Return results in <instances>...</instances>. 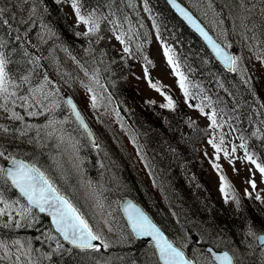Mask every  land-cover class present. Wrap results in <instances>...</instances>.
Returning a JSON list of instances; mask_svg holds the SVG:
<instances>
[{"label":"trees","instance_id":"16d2710c","mask_svg":"<svg viewBox=\"0 0 264 264\" xmlns=\"http://www.w3.org/2000/svg\"><path fill=\"white\" fill-rule=\"evenodd\" d=\"M24 1L0 0V9H3L0 14V53L7 61L5 67L7 79L23 92L29 87L40 85L46 77V68L38 57L39 50L43 51L41 43L36 45L32 41V31L40 36L41 42L42 38L45 39L43 42L44 45H48L47 47L64 49L69 53L81 47L85 39L84 34L78 31L71 15L64 9V0H29L33 2L31 6L23 3ZM69 1L72 4V0ZM144 2L154 20L161 41L171 48L178 68L184 75L185 88H181V100L168 86L160 82L156 84L166 97L165 103L146 99L130 87L127 74L131 72L135 58L144 61L149 72L152 67L146 59L147 45L151 40L150 31L136 7L127 0H76L81 15H93L100 20L103 33L106 30L114 31L122 28L124 34L130 29L138 36L136 40L131 37V45L127 44L132 58L117 56L118 52L115 53L114 47L111 49L114 56L108 55L100 45H96L91 51L96 60L101 58V55L106 58L105 68L109 70L113 79L116 94L130 107L131 118L135 124L132 137L143 154L153 182L167 201L170 216L163 218L165 222H171L170 219L173 218L177 224L183 226L181 221H185L186 218L188 221L183 222L185 225L189 224L190 219H197L200 225L206 228L204 232L208 229L215 230L219 235L232 238L239 243L244 242L245 238L250 236L248 234L250 231L251 233L264 231V203L244 205L240 212L229 204L230 199L218 200L207 179V165L199 156V145L212 131L211 116L215 113V122L228 120L238 137L243 139L252 157L264 166L262 95L256 92L255 82L252 90L243 83L236 71H226L203 41L185 26L165 0H144ZM250 18L260 41L261 53L264 54V20L255 15H251ZM228 33L230 38L234 39L236 36L234 30H229ZM232 50L237 52L236 49L232 48ZM169 97L174 107H162L169 102ZM194 112L207 114L211 121L210 125L204 126L200 119L194 117ZM68 114L75 126L80 129L83 141L87 142L85 148L87 154L83 150L82 154L80 152V155L85 157L87 173L99 184L94 175L97 157L93 145L70 111ZM2 120L0 116V122ZM0 153H3L0 156V168H3L4 163L11 156H23L39 166L65 193L62 185L48 169L52 157L51 154L47 155L44 152L43 147L39 149L38 144L33 141L19 138L10 140L7 146L0 141ZM125 173L123 172V175ZM128 182L129 189L123 188L122 185L116 186L111 180L106 182L107 190L102 193L107 195L102 194L101 197L105 204H108L106 197L111 198L108 205L110 219L113 225L115 221L119 227H122L123 234L127 237V247L113 250L104 246L84 250L63 245L65 247L54 251L40 240V234L34 228L0 226V242H4L5 249L18 242L25 245L22 249L25 252L26 248L28 253L22 255L17 252L14 258L7 256L8 260L0 259L2 260L0 264H30V258L39 261V264H160L156 260L153 247L132 236L120 213L118 198L124 193L133 194L150 210V206L143 198L135 194L136 186L132 179ZM0 197L24 202L4 174H0ZM154 216L166 229L161 221L162 218L155 214ZM35 217L39 219L36 222L37 226L51 228L47 217L37 213ZM205 240L211 241L210 236ZM187 253L191 256L189 251ZM246 258L247 264H251L252 257L249 255ZM238 264L243 263L240 260Z\"/></svg>","mask_w":264,"mask_h":264},{"label":"rangeland","instance_id":"374dc122","mask_svg":"<svg viewBox=\"0 0 264 264\" xmlns=\"http://www.w3.org/2000/svg\"><path fill=\"white\" fill-rule=\"evenodd\" d=\"M64 1V9L71 15L78 31L85 36L83 44L71 53L60 48L55 50L44 45V38L41 42L40 36L38 37L34 31L31 32L32 41L36 45L41 43V50L44 51L39 50L38 57L46 68V77L40 85L29 87L25 92L19 90L16 85L13 86L7 79V92L0 94V116L3 119L0 122V141L7 146L10 140L24 138L38 144L39 149L43 147L47 155L51 154L52 161L47 168L52 176L82 209L103 242L113 250L127 247L128 242L122 227H119L115 221L113 225L108 207L111 198L106 197L108 204H105L101 197L106 193L102 192L107 190L106 182L110 180L116 186L122 185L123 188L129 189L128 181L132 179L136 186L135 194L143 198L150 206L152 213L162 218L160 219L163 225L176 243L189 250L198 264H215L205 252L204 242L196 237L198 234H202L204 239L210 236L214 244L229 248L243 264L248 263L246 257L249 255L253 258L251 264H264V245H255L256 233L254 232L250 233L244 242L239 243L232 238L217 234L215 230L208 229L204 232L206 228L202 227L197 219L195 220L199 224L194 219H190L189 224L185 225L183 222L188 221L186 218L185 221H181L183 226L177 224L173 218L170 219L171 222H165L163 218L170 216L167 201L150 179L143 154L132 138L135 124L131 118L130 107L122 104L114 92L113 79L109 70L105 68L106 58L101 55V58L96 60L91 51L96 45H100V48L108 55L114 56L111 51L114 47L115 53L118 52L117 56L131 57V52L129 50L126 52L124 49L128 48L127 44L131 45V37L136 40V32L127 29L124 34V30L118 28L114 31L106 30L103 33L100 23L97 31L88 32L91 25L79 20L70 1ZM127 1L137 8L139 15L144 19V24L152 30V41L147 47L146 59L153 66V74L178 93L179 77L165 59L164 48L157 39L151 15L144 0ZM182 1L225 45L229 47L231 40L236 43L235 71L247 82L251 83L253 80L256 83V92L262 95L264 106V54L261 53L260 41L250 22L251 15L264 20V0ZM23 3L30 6L33 4L29 0ZM20 8L24 11L22 6ZM82 16L89 17V15ZM229 30H235L234 39L230 38ZM86 32H88L87 35H85ZM118 36L121 39H117ZM169 55L172 56L171 50ZM131 68L133 74L128 76L131 89L134 88L146 99L164 103L165 98L160 91L148 82L144 64L137 60L135 67ZM89 88L92 89L91 92ZM68 92L79 103L97 136V145L93 146L97 157L94 175L99 184L87 173L85 157L80 155L83 151L87 154L85 149L87 142L83 141L80 129L75 126L68 114L70 109L64 101ZM93 95L96 96L95 107L92 102ZM17 116L21 118L17 119ZM196 116L202 120L204 126H209L208 117L205 114H196ZM199 148L200 156L208 167V180L217 199L223 201L227 194V199H230L229 204L234 207L239 205L241 209L244 205L259 204L260 200L264 201V174L259 171L256 164L247 159L250 155L243 139L236 135L227 121L222 124L215 122L212 125V131L200 143ZM123 172L127 175L126 173L123 175ZM222 175L225 176L226 181H221ZM252 182H255V188L252 187ZM222 183L229 185L230 188L226 187L222 192ZM112 192L114 194V190ZM257 196L260 199H257ZM35 214L36 211L25 202L0 198V226L34 228L40 233L44 244H49L54 251L60 250L58 246L60 237L52 228L37 226L36 222L39 219L35 217ZM24 246L16 242L5 249L4 242H0V259L8 260L7 256L14 258L17 252L22 255L28 254L26 248L25 252L23 251ZM27 258L29 260V257ZM258 261L261 262L258 263ZM30 264H39V261L30 258Z\"/></svg>","mask_w":264,"mask_h":264},{"label":"snow or ice","instance_id":"6c2138e0","mask_svg":"<svg viewBox=\"0 0 264 264\" xmlns=\"http://www.w3.org/2000/svg\"><path fill=\"white\" fill-rule=\"evenodd\" d=\"M175 4V0H172ZM72 6L76 9V14L79 20L83 21L85 24H90L88 32H95L99 28V21L95 16L89 15L88 18H85L80 14V9L77 6L76 0H72ZM182 16H184L190 23L196 27L204 38L211 44L213 50L216 54L226 62L234 65L236 63V57L229 56L218 44L214 41L198 24L193 20L191 15L181 8L179 5H175ZM3 9H0V14H2ZM85 33V35L88 34ZM121 39V37H117ZM123 42V41H121ZM126 52L129 50L127 47L124 49ZM169 49L165 48V55L168 56L169 64H172L174 68L177 65L173 61V57L169 55ZM7 61L4 59L2 53H0V94L7 92V72L5 70ZM235 70V69H233ZM177 75L181 77L180 86L185 88L184 77L182 73L177 72ZM156 87L155 84L152 85ZM92 89L89 88V92ZM185 95L187 96V90L185 89ZM169 102L162 107L173 108L174 104L171 101V98H168ZM93 107H95L96 96H92ZM68 104L71 105L72 111L77 120H80L83 123V119L79 111L76 110V105L72 103L71 100L68 101ZM203 111V109H201ZM34 114V113H33ZM15 116V114H13ZM20 119L21 117H16ZM211 119L213 124H215V113L212 114ZM84 127H87L85 124ZM243 147V145H241ZM219 151V148L217 149ZM234 150V149H233ZM3 153H0L2 156ZM227 155V153H225ZM247 159L251 160L253 164H256V167L259 171L264 174V166L258 164L251 156H248ZM12 167L7 168L6 170L0 168V174H5L11 179L12 183L17 187L21 194L27 197L30 204L35 205L39 208L41 212L49 211L53 217V221L57 229L63 234L66 240H70L73 245H76L82 249H98L99 245L93 244V241L101 240V237L97 235L93 229L89 226L88 221L85 219L84 215L81 213L79 208L69 199L67 196L63 195L60 190L56 187L51 179L35 165H29L23 161L16 159L12 160ZM218 167V166H216ZM221 181H224L223 176L220 177ZM229 187L222 183L221 191L224 192L225 188ZM252 187L255 188V182H252ZM227 200V194H226ZM260 199L259 196L256 197ZM238 202V201H237ZM125 212L127 214L128 221L131 225L132 231L136 236H149L155 240V247L158 249L159 258L164 262V264H193L191 260L185 259V253L179 248L174 247L172 242H170L160 230V228L153 223L150 217L136 204L131 201L127 202L125 206ZM262 243H264V237L259 238ZM107 247V245H104ZM217 260L221 261V264H232V257L228 253H224L221 256L215 257Z\"/></svg>","mask_w":264,"mask_h":264},{"label":"water","instance_id":"95a60500","mask_svg":"<svg viewBox=\"0 0 264 264\" xmlns=\"http://www.w3.org/2000/svg\"><path fill=\"white\" fill-rule=\"evenodd\" d=\"M167 2H168V4L170 5V7L176 12V14L178 15V16H180L183 20H184V22L196 33V34H198L203 40H204V42L207 44V46L209 47V49L211 50V52H212V54H214L215 55V57L219 60V62L221 63V64H223V66L227 69V70H232L233 69V67H234V65H232V64H230V63H228V62H226L225 60H223V59H221L217 54H216V52L213 50V48H212V46H211V44H209V42L204 38V36L201 34V32L196 28V27H194L193 26V24L192 23H190L184 16H182L181 14H180V12L178 11V9H177V7L175 6V5H179L181 8H183V9H185V11H187L190 15H191V17L193 18V20L196 22V24H198L199 25V27L200 28H202L214 41H216L218 44H220V46H221V48L226 52V53H228V55L229 56H233L234 57V55L230 52V50H228L220 41H218L215 37H214V35L206 28V26L200 21V19L197 17V16H195L183 3H181L179 0H175V4H173V2H172V0H166ZM65 100H66V102H67V104H68V101L69 100H71L72 101V103L73 104H75L76 105V110L77 111H79L80 112V114H81V117H82V119H83V123H81V121L80 120H78V122L81 124V126L84 128V130L86 131V133L88 134V136H89V138L91 139V141L92 142H96V138H95V135H94V132H93V130H92V128H91V126H90V124H89V122H88V120L86 119V117H85V115L82 113V111L80 110V108H79V106H78V104L76 103V101L74 100V98L71 96V95H67L66 96V98H65ZM69 105V104H68ZM69 107L71 108V105H69ZM71 110H72V108H71ZM73 112V111H72ZM74 114V113H73ZM75 116V115H74ZM76 118V117H75ZM87 125V127H84V125ZM13 159H16V160H19V161H23L24 163H26V164H29V165H33L30 161H28V160H26V159H24V158H22V157H19V156H14V157H12L6 164H5V166H4V169L6 170L7 168H9V167H12V160ZM36 167V166H35ZM6 177H7V179L10 181V183L13 185V187L21 194V192H20V190L17 188V187H15V185L12 183V181H11V179L6 175V173L4 174ZM22 195V194H21ZM24 198H25V200L29 203V201H28V199H27V197H25L24 195H22ZM129 201H131L132 203H134V204H136L138 207H140L149 217H150V219L153 221V223H155L159 228H160V230L163 232V234H164V236L171 242V240L169 239V237H168V235L166 234V232L151 218V216L145 211V209L138 203V202H136L132 197H130V196H123V197H121V199H120V207H121V210H122V213H123V215H124V217L127 219V222H128V225H129V227H130V229L132 230V228H131V225H130V223H129V221H128V218H127V214H126V212H125V206H126V204H127V202H129ZM30 204V203H29ZM30 205H32V204H30ZM32 206H34V207H36V208H38L37 206H35V205H32ZM38 210H39V208H38ZM40 211V210H39ZM40 213H42V214H44V215H46V216H48V218L50 219V221H51V223L53 224V226H54V228H55V230L57 231V232H59V234L62 236V238H64V236H63V234L57 229V227H56V225H55V223H54V221H53V217H52V215H51V213L49 212V211H44V212H41L40 211ZM133 232V231H132ZM134 233V232H133ZM134 235H135V233H134ZM136 236V235H135ZM137 238H139V239H142V240H144V241H146V242H150V243H152L153 245H154V247H155V240H153L152 239V237H149V236H140V237H138V236H136ZM261 237H264V235H260L259 236V238H261ZM65 239V238H64ZM66 240V239H65ZM67 242H69L70 244H72L71 243V241L70 240H66ZM260 243H262L261 242V240L259 241ZM99 242L98 241H93V244H95V245H97ZM173 244V243H172ZM73 245V244H72ZM74 246H76V245H74ZM173 246L174 247H176V245H174L173 244ZM77 247V246H76ZM178 248V247H177ZM155 249H156V254H157V256H158V259H159V261L162 263V264H164V262L162 261V260H160V258H159V252H158V249L155 247ZM208 249L211 251V253H212V255H213V257L215 258L216 256H221V255H223L224 253H228V255L230 256V257H232V255L228 252V251H222V252H216L212 247H208ZM181 250V249H180ZM182 251V250H181ZM185 259H187V260H190L186 255H185ZM215 260L217 261V263L218 264H221V261H219V260H217L216 258H215ZM192 261V260H191ZM193 262V261H192ZM193 264H195L194 262H193ZM232 264H234V261H233V257H232Z\"/></svg>","mask_w":264,"mask_h":264},{"label":"bare ground","instance_id":"6f19581e","mask_svg":"<svg viewBox=\"0 0 264 264\" xmlns=\"http://www.w3.org/2000/svg\"><path fill=\"white\" fill-rule=\"evenodd\" d=\"M194 12V11H193ZM195 13V12H194ZM223 18V17H222ZM227 24V23H226ZM235 31V30H234ZM240 32V31H239ZM197 36L203 41V43L205 44V46L207 47V49L211 52V50L209 49V47L207 46V44L204 42V40L197 34ZM39 37V36H38ZM54 47H55V45H53ZM229 47L230 48H233V49H235L236 48V43H234L232 40H231V44L229 45ZM56 48V47H55ZM56 50V49H55ZM212 53V52H211ZM213 55V57L218 61V63L226 70V71H228V72H231V71H229V70H227L224 66H223V64H221L220 62H219V60L215 57V55L214 54H212ZM198 57V56H197ZM70 64V63H69ZM109 64V63H108ZM236 73L238 74V76H240V78H241V80L243 81V83L248 87V88H252V90H253V84H254V81L252 80L251 81V83H249V82H247L246 81V79H244V77L241 75V74H239L237 71H236ZM116 77V76H115ZM251 77V76H250ZM72 86V85H71ZM240 88V87H239ZM119 100H120V102L122 103V104H126L122 99H120L119 98ZM122 144V143H121ZM92 163V162H91ZM223 176V175H222ZM224 178H225V176H223ZM150 179L152 180V182H153V179H152V177H151V175H150ZM224 181H226V178H225V180ZM154 183V182H153ZM155 184V183H154ZM139 185V184H138ZM163 195V194H162ZM164 196V195H163ZM236 210L237 211H242L243 209H241L240 207H239V205H237L236 207ZM191 215V214H190ZM251 233V231L248 233V234H250ZM231 234V233H230ZM199 240H204V236L201 234V235H197L196 236ZM252 244H253V242H252ZM155 257H156V260L158 261V256H157V254H155ZM233 259L235 260V261H240L239 259H237V258H235V257H233ZM54 261V260H53ZM54 264V263H53Z\"/></svg>","mask_w":264,"mask_h":264}]
</instances>
